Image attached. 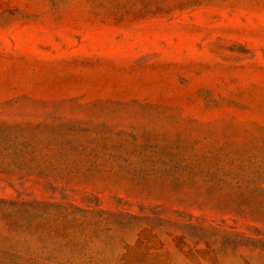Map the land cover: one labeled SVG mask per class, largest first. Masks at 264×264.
<instances>
[{"label":"rangeland","instance_id":"rangeland-1","mask_svg":"<svg viewBox=\"0 0 264 264\" xmlns=\"http://www.w3.org/2000/svg\"><path fill=\"white\" fill-rule=\"evenodd\" d=\"M264 264V0H0V264Z\"/></svg>","mask_w":264,"mask_h":264},{"label":"trees","instance_id":"trees-1","mask_svg":"<svg viewBox=\"0 0 264 264\" xmlns=\"http://www.w3.org/2000/svg\"><path fill=\"white\" fill-rule=\"evenodd\" d=\"M114 264H128V261L126 259V254L120 255L116 260Z\"/></svg>","mask_w":264,"mask_h":264}]
</instances>
